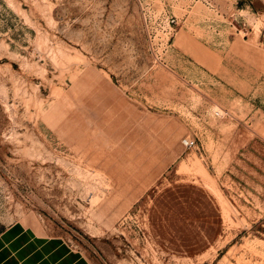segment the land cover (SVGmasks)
<instances>
[{
	"label": "rangeland",
	"instance_id": "rangeland-1",
	"mask_svg": "<svg viewBox=\"0 0 264 264\" xmlns=\"http://www.w3.org/2000/svg\"><path fill=\"white\" fill-rule=\"evenodd\" d=\"M11 225L78 264H264V0H0Z\"/></svg>",
	"mask_w": 264,
	"mask_h": 264
},
{
	"label": "crops",
	"instance_id": "crops-1",
	"mask_svg": "<svg viewBox=\"0 0 264 264\" xmlns=\"http://www.w3.org/2000/svg\"><path fill=\"white\" fill-rule=\"evenodd\" d=\"M60 243L38 235L22 225H11L0 236V264H78L80 256L69 258Z\"/></svg>",
	"mask_w": 264,
	"mask_h": 264
},
{
	"label": "built area",
	"instance_id": "built-area-1",
	"mask_svg": "<svg viewBox=\"0 0 264 264\" xmlns=\"http://www.w3.org/2000/svg\"><path fill=\"white\" fill-rule=\"evenodd\" d=\"M216 114H218V112H216ZM181 143H182V144L184 145V147H186V148L192 147V146H194V144H195L193 138H187V137L182 138Z\"/></svg>",
	"mask_w": 264,
	"mask_h": 264
}]
</instances>
